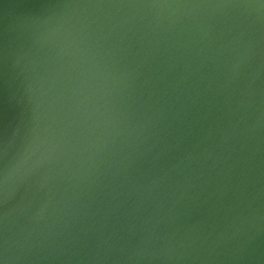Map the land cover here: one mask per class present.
Segmentation results:
<instances>
[{
    "label": "water",
    "instance_id": "95a60500",
    "mask_svg": "<svg viewBox=\"0 0 264 264\" xmlns=\"http://www.w3.org/2000/svg\"><path fill=\"white\" fill-rule=\"evenodd\" d=\"M0 264H264V0H0Z\"/></svg>",
    "mask_w": 264,
    "mask_h": 264
}]
</instances>
